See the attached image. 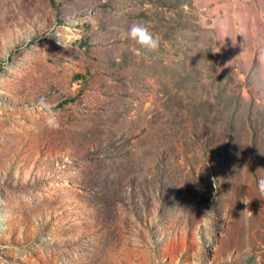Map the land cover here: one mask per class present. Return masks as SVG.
<instances>
[{"label": "rangeland", "instance_id": "1", "mask_svg": "<svg viewBox=\"0 0 264 264\" xmlns=\"http://www.w3.org/2000/svg\"><path fill=\"white\" fill-rule=\"evenodd\" d=\"M261 176L264 0H0V264H264Z\"/></svg>", "mask_w": 264, "mask_h": 264}, {"label": "clouds", "instance_id": "2", "mask_svg": "<svg viewBox=\"0 0 264 264\" xmlns=\"http://www.w3.org/2000/svg\"><path fill=\"white\" fill-rule=\"evenodd\" d=\"M128 37L131 41H133L136 45H138V47L135 50V54L137 56H141L145 52H155L160 47L159 36L153 34L150 31V29L142 23H133L128 30ZM258 192H259L258 198L262 200L261 197H264V176H261L260 179L258 180ZM247 212L249 211L245 210L242 213V216H244V214ZM209 214L210 211H207L204 214V216H208Z\"/></svg>", "mask_w": 264, "mask_h": 264}, {"label": "bare ground", "instance_id": "3", "mask_svg": "<svg viewBox=\"0 0 264 264\" xmlns=\"http://www.w3.org/2000/svg\"><path fill=\"white\" fill-rule=\"evenodd\" d=\"M0 249H1V250H4V247H3V245H2V241H1V236H0Z\"/></svg>", "mask_w": 264, "mask_h": 264}, {"label": "built area", "instance_id": "4", "mask_svg": "<svg viewBox=\"0 0 264 264\" xmlns=\"http://www.w3.org/2000/svg\"><path fill=\"white\" fill-rule=\"evenodd\" d=\"M3 254H4V250L0 249V258H2Z\"/></svg>", "mask_w": 264, "mask_h": 264}]
</instances>
